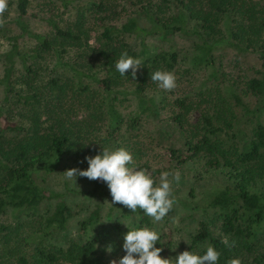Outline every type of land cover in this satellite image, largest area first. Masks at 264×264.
I'll use <instances>...</instances> for the list:
<instances>
[{
  "label": "trees",
  "instance_id": "obj_1",
  "mask_svg": "<svg viewBox=\"0 0 264 264\" xmlns=\"http://www.w3.org/2000/svg\"><path fill=\"white\" fill-rule=\"evenodd\" d=\"M50 1L68 9L76 0ZM8 5L4 15L13 8L18 33L4 35L6 29L0 28L8 42L0 77L5 93L12 90L10 79L16 61L28 76L42 55L49 53L52 64L65 65L70 76L47 79L48 97L55 93L57 100L58 93L64 91L76 98L85 96L95 120H82L75 127L57 115L48 97L38 102L34 92L20 96L32 105L37 101L46 120L35 121L40 118L36 111L32 126L6 121L2 127L9 132L0 129V216L11 219L0 224V264H102L103 250L113 240L112 231L124 239L129 230L144 227L158 232L155 246L162 249L161 257L173 258L181 243L172 237L178 230L172 216L181 209L186 210L185 219L193 221L187 243H183L185 250L203 254L211 245L220 252L217 264L237 257L243 264H264V1L87 0L75 4L67 18L45 16V33L29 29V0L8 1ZM91 31L97 42L92 48L98 68L87 73L67 66L61 59L67 47L86 46ZM26 35L34 44L22 53L18 40ZM174 36H184V49L176 47ZM131 39L139 40V48ZM146 39L169 45L146 44ZM224 49L233 51L231 63L239 72L228 69L229 61L216 62ZM124 51L143 61L135 79L130 71L121 76L115 69ZM250 55L256 64L243 69L240 58ZM156 70L173 72L176 87L165 91L151 81ZM117 95L134 101L128 114L115 108ZM166 105L170 107L167 116L163 113ZM194 105L199 115L190 123L186 114ZM162 115L177 134L176 143L166 145V171L181 173L186 169L192 173L193 183L202 176L193 170L197 165L205 173L220 170L223 185L203 190L199 198L189 185L159 222L140 209L131 212L123 205L111 204L105 213L109 223L104 226L101 205L97 204L80 220L75 234L67 233L70 207L65 194L47 185L49 175L66 160L83 170L87 168L86 156L121 147L133 156L129 167H147L146 159H141L142 149L146 139L150 137L147 141L151 142V135L155 136L147 125L153 120L161 126ZM157 132L164 133L161 129ZM88 135L92 139L85 142ZM159 170L151 172L157 184ZM86 180L90 189L78 190V194L100 200L111 197L105 182ZM178 189L174 188V195ZM124 218L129 220L128 228L121 226ZM50 237L54 240L49 241ZM225 237L231 246L222 243Z\"/></svg>",
  "mask_w": 264,
  "mask_h": 264
},
{
  "label": "rangeland",
  "instance_id": "obj_2",
  "mask_svg": "<svg viewBox=\"0 0 264 264\" xmlns=\"http://www.w3.org/2000/svg\"><path fill=\"white\" fill-rule=\"evenodd\" d=\"M86 1L87 0H76L75 2L68 5V9H62L60 6H58V4L51 3L52 1L50 0H29L26 17L29 29L31 30V32L45 33L48 28L45 23V16L50 15L54 19H57L58 16H60L62 19L67 18L68 16H72L75 4H84L86 3ZM97 15L98 14H95V16ZM14 17L15 13L13 8H11L8 12V16L5 17L7 19V23L4 26V28L6 29L4 35H13L18 33L16 25L13 22ZM4 35L0 33V77L2 74V54L8 49V42L4 38ZM94 36L95 32L91 31L86 46H80L76 48L67 47V53H64L61 58L66 62L67 66L81 68L84 72L87 73L94 72L98 68L97 61H95L94 59L95 51L93 48L97 47V42L95 41ZM173 38L175 43H177L176 47L183 49L184 47H186L187 43L184 40V36H174ZM18 41L19 51L22 53L27 52V50H29V47L34 44L33 38L29 37L28 35L23 36ZM149 41H153V43L160 45L163 48L169 45L168 42L149 39L144 40L146 44L149 43ZM131 43L135 48H139V40L131 39ZM232 52L233 51H231L230 49H224V51L222 50V52H220V55H217L218 57H216L215 60L217 63L221 60L224 62V64L229 61L227 64L228 69L234 72H239L238 67L232 66ZM255 62L256 60H254L253 56L250 55L248 59L243 58L241 60L240 58L239 64L243 67V69H246L250 63L255 65ZM52 63H54V59L49 55V53H44L40 58V61L36 64L34 72L26 76L22 72L19 63L17 61L15 62L14 70L10 79V86L12 89L11 92L5 93V91L3 90V86L0 84V129H4L2 126L3 123H6V121L15 122L18 125L24 126L26 128L32 126L31 119L33 117V112H38V116L40 117L35 119V121L38 120L39 123H42L46 120L45 114L41 112L40 107H38L39 104L37 103V101L43 102V100H45L50 94L47 92V90H50L46 84L47 79L54 76H60V74L61 77L70 76V72L67 69L68 67H66L65 65H60V63H58L57 65H53ZM188 90V87H184V91ZM31 92H34L36 96H38L36 97L37 101L33 102V105L28 103L31 102V100L27 102L20 97L25 95L26 93ZM58 94L59 98L57 100L55 99V93H52L48 98L50 99L49 103L52 104L51 107L55 108V110L57 111V115H60V118H65V121L69 122V124H73L75 127H78L81 124L82 120H86V122L89 123L94 122L95 118H92L93 112L89 109V107L85 105V103H87L88 101L85 96L76 98L75 96H70L68 91H64L61 94ZM130 99V97L129 99H121V97L117 95L115 99V108L122 114H128V112L130 110L132 111L134 108V101ZM169 110V105H166L165 111H163V113H165L166 115ZM198 115L199 110L194 105V107L186 114V119L190 123H193L198 118ZM162 119L163 122H161V126H159L158 123L154 122L153 120L150 121V123L147 125L148 130L154 131L155 136L151 135L153 137V140L151 142H149L150 140L147 141V139H150V137L146 139L147 145L145 149H142L144 152L141 154V159H146L147 167L144 168L148 169L150 172H152L153 170L155 171L157 168L160 169V173L162 171H166L169 157L168 151L166 150V145L176 143V132L170 130V122H168V119L166 120L163 115ZM98 126H100V124ZM155 126H157L158 128L156 129ZM160 129L164 131V133L159 134L157 131ZM4 130L5 133L9 132L6 129ZM98 131V129L95 131L96 134L98 133ZM87 138L89 139L85 142H88L90 139H92L89 135ZM86 167H88V163ZM70 168L80 169L79 164H75L74 162H72V160H66L60 167L52 172L47 179V185L53 191L62 193L63 195L65 194L63 197L70 207L71 215L66 224V232L69 234H75L77 232L80 220L85 217L88 212L97 204L101 205V209L99 211L100 221L104 226H106L109 221L106 219L105 213L108 207L111 206L112 197H106L100 200L88 197L85 198L83 197V195H81V193L78 194V192L76 191L89 190L90 185H87V180L85 177L77 176L75 178V183L73 180L66 179L63 172ZM193 170L201 172V178H199L198 180H194L193 183H191L193 179L192 173L187 172L186 169H182L178 185L174 184V188H179L177 193L174 195L175 197L182 198L188 186L191 184L192 192L194 193L196 198H199L201 196L203 190L211 191L223 185V173L220 170L205 173L204 170L198 165ZM66 190H74V192L67 193ZM185 211L186 210L184 209H181V211L178 210V213L172 216V222L176 224L178 229L175 233H173L172 237L175 241L181 243L179 250H175L176 254L173 255V258H175L180 252L185 251L186 247L184 248L185 245H183V243L186 242L188 236L187 232L191 231L193 228V221L185 219ZM8 220H11L8 215L0 216V224L6 223ZM121 220V226L123 228H128V226H130L128 219L124 218ZM101 223L97 225V228L101 227ZM110 234H112L113 240L109 244L112 245L106 244L107 247L104 248L101 256L102 264H110V261L112 260L118 261L119 258L125 254L122 247L124 242L123 237L121 235H116L114 231H112ZM50 238L49 241L54 240L53 237ZM32 245L33 244H31V246Z\"/></svg>",
  "mask_w": 264,
  "mask_h": 264
},
{
  "label": "clouds",
  "instance_id": "obj_3",
  "mask_svg": "<svg viewBox=\"0 0 264 264\" xmlns=\"http://www.w3.org/2000/svg\"><path fill=\"white\" fill-rule=\"evenodd\" d=\"M8 8V0H0V28L7 23L4 14ZM142 65L141 58L130 56L124 51L114 66L121 76L130 71L135 79L137 70ZM150 80L156 82L165 91L176 87V76L170 71L156 70L150 75ZM85 159L88 163L86 169H67L63 172L65 178L73 180L74 183L77 176L105 182L112 197V205H123L131 212L140 209L153 218L154 222H159L177 202L173 193L174 184L178 185L180 180L179 171H162L157 184L148 169L128 166L134 163L133 156L123 147L115 151L103 149L102 153L86 156ZM159 239L160 236L155 229L144 227L129 230L124 235L122 246L125 254L118 261H110V264H217L220 258V252L211 245L203 254L185 250L174 259L162 258L160 255L162 249L155 246ZM222 243L231 246L226 237ZM227 264H243V262L237 257L229 259Z\"/></svg>",
  "mask_w": 264,
  "mask_h": 264
}]
</instances>
